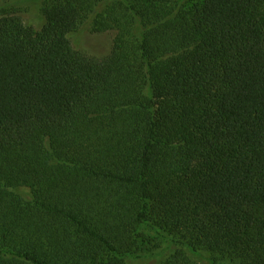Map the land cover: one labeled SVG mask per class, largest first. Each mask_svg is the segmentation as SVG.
Segmentation results:
<instances>
[{
  "label": "trees",
  "instance_id": "1",
  "mask_svg": "<svg viewBox=\"0 0 264 264\" xmlns=\"http://www.w3.org/2000/svg\"><path fill=\"white\" fill-rule=\"evenodd\" d=\"M43 1L0 9V264H264V0Z\"/></svg>",
  "mask_w": 264,
  "mask_h": 264
},
{
  "label": "rangeland",
  "instance_id": "2",
  "mask_svg": "<svg viewBox=\"0 0 264 264\" xmlns=\"http://www.w3.org/2000/svg\"><path fill=\"white\" fill-rule=\"evenodd\" d=\"M43 0H0V9L16 10L25 23H31L41 15L43 9ZM115 38L114 32L105 34H95L92 32V26L85 24L80 32L71 38L72 44L79 52L99 60L106 58L112 51ZM162 252L157 255L161 257ZM131 264H156L154 259L143 258L138 261H132Z\"/></svg>",
  "mask_w": 264,
  "mask_h": 264
}]
</instances>
